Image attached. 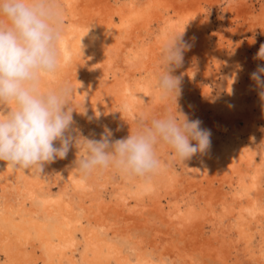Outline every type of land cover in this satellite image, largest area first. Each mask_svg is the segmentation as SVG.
Segmentation results:
<instances>
[{
    "label": "bare ground",
    "instance_id": "bare-ground-1",
    "mask_svg": "<svg viewBox=\"0 0 264 264\" xmlns=\"http://www.w3.org/2000/svg\"><path fill=\"white\" fill-rule=\"evenodd\" d=\"M253 1L63 0L65 59L46 86L76 89L74 129L99 140L106 126L115 141L135 130L137 111L168 106L200 120L211 145L148 180L84 177L75 147L41 174L0 160V264H264V89L251 77L262 60L255 42L232 44L235 32L248 37L234 22L255 20ZM176 33L188 45L172 73L181 92L154 101L161 49ZM157 151L168 160L167 147Z\"/></svg>",
    "mask_w": 264,
    "mask_h": 264
},
{
    "label": "clouds",
    "instance_id": "clouds-1",
    "mask_svg": "<svg viewBox=\"0 0 264 264\" xmlns=\"http://www.w3.org/2000/svg\"><path fill=\"white\" fill-rule=\"evenodd\" d=\"M63 9V0H0V160L13 169L41 174L46 164L65 159L75 147V170L84 177L112 169L122 177L148 180L210 148L211 133L200 127L201 121L189 120L178 108L168 106L159 116L150 108L137 111L135 130L115 141L106 126L99 140L74 129L76 89L67 81L46 86L65 59ZM182 33L173 34L161 49L163 71L154 84V101L177 103L181 77L172 73L182 66L188 48ZM255 58L264 60V44ZM261 73L264 67L258 66L251 77L264 89ZM259 95L264 100V90ZM118 111L123 115L129 108L122 105ZM79 112L86 115L85 110ZM160 147L169 150L167 161L159 156Z\"/></svg>",
    "mask_w": 264,
    "mask_h": 264
},
{
    "label": "rangeland",
    "instance_id": "rangeland-1",
    "mask_svg": "<svg viewBox=\"0 0 264 264\" xmlns=\"http://www.w3.org/2000/svg\"><path fill=\"white\" fill-rule=\"evenodd\" d=\"M253 3H255V7H256V9L258 10H256L257 12V17L255 16V20H254V18H248L249 19V21H248V19H247V17H244L243 18V16H241L238 20H237V22H234L235 24H234V29H235V31H237V30H247V32H248V37H242V36H240V35H238L236 32H235V34H233V38H232V44H233V46L234 47H238L240 44H244V45H247L248 43H250V42H255L254 43V45H256V47H257V50L259 51V49H260V46L262 45V44H264V34H263V31H262V25H261V23H258V20L256 19V18H260V14H263L264 13V0H254L253 1ZM263 4V5H262ZM261 6H262V8H261ZM207 8V7H206ZM243 8V7H242ZM242 8H239V9H242ZM259 8H260V10H259ZM208 9H206V11H207ZM240 11H241V13H242V11H243V9L242 10H236L235 12H233L231 15H227V17L226 18H236V16H237V14H241L240 13ZM263 11V12H262ZM207 13H209L208 11H207ZM222 13V9H220V14ZM236 15V16H235ZM209 16L211 17V19L212 20H215V18H216V16L214 15V14H210L209 13ZM251 19H253V20H251ZM262 22V21H261ZM239 23V24H238ZM216 25H217V23H215ZM258 24H260V25H258ZM236 25V26H235ZM255 26V27H254ZM236 28H238V29H236ZM252 33V34H251ZM238 38H237V37ZM216 37V36H215ZM241 37H242V39H241ZM235 38V39H234ZM240 38V39H239ZM217 40V39H216ZM243 40V41H242ZM253 46V45H252ZM248 51L249 52H252L253 50H251V49H249L248 48ZM264 60H262V63L260 64L261 66L260 67H264V62H263ZM185 96H186V94H184ZM184 95H183V98L181 99L182 101H186V99H187V96L186 97H184ZM129 242H132L133 243V241H129ZM129 242H127L128 244H129ZM129 247L131 248L132 247V245L131 244H129Z\"/></svg>",
    "mask_w": 264,
    "mask_h": 264
}]
</instances>
